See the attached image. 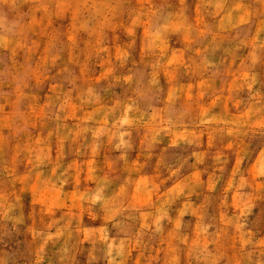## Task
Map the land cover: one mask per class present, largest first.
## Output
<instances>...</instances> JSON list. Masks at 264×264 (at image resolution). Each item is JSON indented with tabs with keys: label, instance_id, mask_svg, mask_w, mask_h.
<instances>
[{
	"label": "rangeland",
	"instance_id": "374dc122",
	"mask_svg": "<svg viewBox=\"0 0 264 264\" xmlns=\"http://www.w3.org/2000/svg\"><path fill=\"white\" fill-rule=\"evenodd\" d=\"M0 264H264V0H0Z\"/></svg>",
	"mask_w": 264,
	"mask_h": 264
}]
</instances>
